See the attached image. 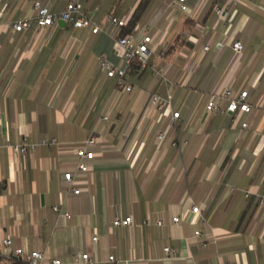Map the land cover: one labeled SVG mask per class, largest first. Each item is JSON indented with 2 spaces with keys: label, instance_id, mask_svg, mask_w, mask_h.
<instances>
[{
  "label": "crops",
  "instance_id": "1",
  "mask_svg": "<svg viewBox=\"0 0 264 264\" xmlns=\"http://www.w3.org/2000/svg\"><path fill=\"white\" fill-rule=\"evenodd\" d=\"M33 1L0 0V139L57 144L24 155L0 148V237L62 264L85 252L97 264H109L108 256L135 264H264V0H242L225 21L218 9L226 0H186L187 12L173 0H145L132 32L140 39L150 31V62L171 86L141 72L128 75L130 93L114 94L115 81L97 64L100 54L120 64L106 34L58 24L9 30L34 15ZM37 1L58 13L75 0ZM79 1L110 33L107 17L130 20L141 0ZM234 42L243 48L237 57ZM224 88L247 91L250 112L207 113L211 94ZM167 91L171 111L180 113L173 126L169 112L156 114L150 104L151 93ZM103 111L108 122L99 119ZM91 134L99 142L90 170L77 172L72 147ZM68 172L78 195L66 190ZM126 217L130 226L113 227Z\"/></svg>",
  "mask_w": 264,
  "mask_h": 264
},
{
  "label": "built area",
  "instance_id": "2",
  "mask_svg": "<svg viewBox=\"0 0 264 264\" xmlns=\"http://www.w3.org/2000/svg\"><path fill=\"white\" fill-rule=\"evenodd\" d=\"M173 4H176L181 12H187L188 7L186 0H173ZM242 3V0H226L225 4L218 9V14L222 20H227L230 10L237 4ZM34 15L31 18L20 19L9 25V30L12 33H20L27 30L42 31L58 24L62 21L66 27L72 29H89L92 34L104 33L112 39L116 46V51L120 57V64H114L108 60L104 54H100L97 58V64L99 69L104 73L106 79L114 80L115 87L112 94L120 90L125 93H130L132 91L133 85L128 80V75L131 71L133 64L136 62L140 66V71L146 69L150 70L156 79L161 80L166 85L171 86V83L165 75V71L162 67H157L156 65L150 64V58L152 55V50L150 45L153 42L152 36L146 31L145 35L137 39L133 32L127 33L123 36L120 35V31L126 27L129 18L123 16L118 18L113 15L107 17V23L112 27V32H108L103 29L94 19V15H89L84 12L83 4L79 0L68 2L64 9L58 13H52L50 10L43 6L39 1L35 0L32 3ZM208 50V47L204 48ZM242 45L240 42H234L232 44V50L235 57L241 54ZM247 91H241L239 94H233L232 90L224 88L221 92L215 91L211 94L208 103L205 106L207 113H248L251 110L250 105L246 102ZM171 100L172 95L170 91H167L164 95L157 93L150 94V104L154 113L163 115L169 112L170 120L169 126H173L179 119L180 113L171 111ZM225 102V107H221L219 101ZM102 122H108L109 117L105 111H103L99 117ZM167 126V127H169ZM242 127H247V124H242ZM165 137V131H162L156 135L158 141H162ZM99 142V138L94 134H91L83 142L73 146V150L77 159L76 171L77 172H88L90 167L87 161H91L94 157V153L91 150ZM56 141L43 139L38 143H30L23 138L22 142L19 144H9L0 139V148L6 147L10 149L16 155H24L28 153H33L37 147L44 145H56ZM171 146H176L175 142H171ZM65 183L67 184V192L78 195L81 193L79 188L74 186V174L65 173L63 176ZM258 206L261 210H264V196L259 197ZM53 211L60 213L58 207H53ZM191 213L198 214L199 208L197 206H192L190 209ZM63 216L69 218V214L64 213ZM179 217L172 218L174 224L178 223ZM132 223L130 217H126L121 220H114L113 227H128ZM157 224L160 226L162 222L159 221ZM196 237L200 236L201 233L196 231L194 233ZM92 242L96 243L97 238L93 237ZM166 254H174V250L168 247L164 248ZM5 255L9 259H15L25 264H62L58 259H49L44 253L36 250H25L22 248H13L12 240L9 237H0V257ZM74 264H97L93 258H91L89 253H81L74 256ZM107 263L109 264H135L134 261L120 262L114 258V256H108Z\"/></svg>",
  "mask_w": 264,
  "mask_h": 264
},
{
  "label": "trees",
  "instance_id": "3",
  "mask_svg": "<svg viewBox=\"0 0 264 264\" xmlns=\"http://www.w3.org/2000/svg\"><path fill=\"white\" fill-rule=\"evenodd\" d=\"M145 2H146L145 0H141V1L139 2V4H138L137 8L135 9V11H134V13H133L131 19L128 21V24L126 25L125 28H123V29L120 31V35H121V36H123V35H125V34L130 33V32L133 31L134 23H135L136 20L140 17V15H141V13H142L144 7H145ZM67 28H68V27H67ZM150 61H151V60H150ZM150 64H152V63L150 62ZM141 72H142V73H147V72H149V73L152 74V72H151L150 70H148V69H146V70H144V71H140V66H139V64L135 62V63L133 64L132 68H131V71H130L129 75H136V74L138 75V74H140ZM10 260H11L10 264H25V263H23V262H20V261H18V260H15V259H10Z\"/></svg>",
  "mask_w": 264,
  "mask_h": 264
},
{
  "label": "water",
  "instance_id": "4",
  "mask_svg": "<svg viewBox=\"0 0 264 264\" xmlns=\"http://www.w3.org/2000/svg\"><path fill=\"white\" fill-rule=\"evenodd\" d=\"M58 25L61 26V27H65V24L62 21H59Z\"/></svg>",
  "mask_w": 264,
  "mask_h": 264
}]
</instances>
